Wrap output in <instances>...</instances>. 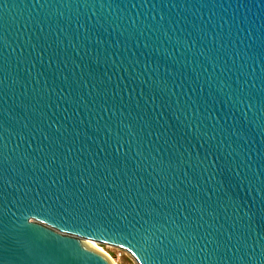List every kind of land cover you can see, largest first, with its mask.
Masks as SVG:
<instances>
[{
    "label": "water",
    "instance_id": "water-1",
    "mask_svg": "<svg viewBox=\"0 0 264 264\" xmlns=\"http://www.w3.org/2000/svg\"><path fill=\"white\" fill-rule=\"evenodd\" d=\"M264 264V0H0V264Z\"/></svg>",
    "mask_w": 264,
    "mask_h": 264
},
{
    "label": "built area",
    "instance_id": "built-area-1",
    "mask_svg": "<svg viewBox=\"0 0 264 264\" xmlns=\"http://www.w3.org/2000/svg\"><path fill=\"white\" fill-rule=\"evenodd\" d=\"M101 246L102 247H108L109 249H115V248H112L110 246H103V245H101ZM117 251L119 252V255H118L117 258H113L110 254L107 255L111 259L112 262L114 261V262H116V264H120L119 263V260L121 258H123V257H126V259L129 261V263H131V264H137L136 261L134 260V258L129 253H127V252H125L123 250H120V249H117ZM114 262H113V264H115Z\"/></svg>",
    "mask_w": 264,
    "mask_h": 264
},
{
    "label": "rangeland",
    "instance_id": "rangeland-1",
    "mask_svg": "<svg viewBox=\"0 0 264 264\" xmlns=\"http://www.w3.org/2000/svg\"><path fill=\"white\" fill-rule=\"evenodd\" d=\"M101 246V245H100ZM102 247V246H101ZM108 254H110L113 258H117L119 255V252L117 249H109L108 247H102ZM120 264H130L129 261L126 259V257H123L119 260Z\"/></svg>",
    "mask_w": 264,
    "mask_h": 264
},
{
    "label": "bare ground",
    "instance_id": "bare-ground-1",
    "mask_svg": "<svg viewBox=\"0 0 264 264\" xmlns=\"http://www.w3.org/2000/svg\"><path fill=\"white\" fill-rule=\"evenodd\" d=\"M87 243L94 244L97 247V249H98L99 252H101V253H103L105 255H109L100 245L96 244L95 242L89 241ZM114 263L116 264V262H114Z\"/></svg>",
    "mask_w": 264,
    "mask_h": 264
},
{
    "label": "trees",
    "instance_id": "trees-1",
    "mask_svg": "<svg viewBox=\"0 0 264 264\" xmlns=\"http://www.w3.org/2000/svg\"><path fill=\"white\" fill-rule=\"evenodd\" d=\"M131 264V263H130Z\"/></svg>",
    "mask_w": 264,
    "mask_h": 264
}]
</instances>
